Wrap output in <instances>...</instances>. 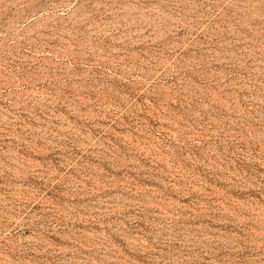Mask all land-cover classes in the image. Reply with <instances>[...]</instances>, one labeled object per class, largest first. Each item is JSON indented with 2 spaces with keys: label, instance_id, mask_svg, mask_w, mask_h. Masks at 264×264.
Here are the masks:
<instances>
[{
  "label": "rangeland",
  "instance_id": "rangeland-1",
  "mask_svg": "<svg viewBox=\"0 0 264 264\" xmlns=\"http://www.w3.org/2000/svg\"><path fill=\"white\" fill-rule=\"evenodd\" d=\"M0 264H264V0H0Z\"/></svg>",
  "mask_w": 264,
  "mask_h": 264
}]
</instances>
